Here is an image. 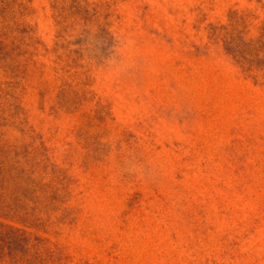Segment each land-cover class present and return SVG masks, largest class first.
<instances>
[{
    "label": "rangeland",
    "instance_id": "374dc122",
    "mask_svg": "<svg viewBox=\"0 0 264 264\" xmlns=\"http://www.w3.org/2000/svg\"><path fill=\"white\" fill-rule=\"evenodd\" d=\"M0 159L56 264H264V0H0Z\"/></svg>",
    "mask_w": 264,
    "mask_h": 264
},
{
    "label": "trees",
    "instance_id": "16d2710c",
    "mask_svg": "<svg viewBox=\"0 0 264 264\" xmlns=\"http://www.w3.org/2000/svg\"><path fill=\"white\" fill-rule=\"evenodd\" d=\"M0 159V264H56L55 250L45 238L27 228L40 224V205L36 178L22 168L18 181L6 182Z\"/></svg>",
    "mask_w": 264,
    "mask_h": 264
}]
</instances>
